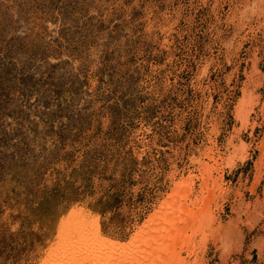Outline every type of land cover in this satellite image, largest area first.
<instances>
[{"label": "rangeland", "instance_id": "obj_1", "mask_svg": "<svg viewBox=\"0 0 264 264\" xmlns=\"http://www.w3.org/2000/svg\"><path fill=\"white\" fill-rule=\"evenodd\" d=\"M73 211L128 264H264V0H0V264Z\"/></svg>", "mask_w": 264, "mask_h": 264}, {"label": "bare ground", "instance_id": "obj_2", "mask_svg": "<svg viewBox=\"0 0 264 264\" xmlns=\"http://www.w3.org/2000/svg\"><path fill=\"white\" fill-rule=\"evenodd\" d=\"M209 154H207V155H209ZM190 185H192V184H190ZM179 189H181V187H179ZM187 200H189V199H187ZM182 202L184 203V199ZM192 203L193 202H191V205L194 206L195 204L194 203L192 204ZM188 205H186V206H188ZM159 219H160V217H159ZM154 221L150 222V224L147 227L148 230H149V228H152ZM174 224H175V222H174ZM163 231H165V229ZM144 232H149V231H146V229H145ZM101 234L102 233L100 232V229L98 228V226L95 228L91 224L89 215H85L84 212L82 213L79 211H73L71 213V216H70V219L68 220V222L62 223L58 227V234H57V238H56V240H58V241L55 242V246L58 245V249H60L58 254L54 255L49 261L46 262V264H125V261L127 263L128 257H130L133 254V253L132 254H129V253L133 252V250L136 246V243L133 245L132 249H127V250L121 251L117 247H112L111 243L108 242L106 239H103ZM141 237H142V235L138 237V241ZM138 241H137V243H138ZM146 242L148 243L149 241L146 239ZM142 243L143 242H141V244ZM142 245L144 247L146 246V244L145 245L142 244ZM144 250H146V249H144ZM136 254H137V252H136ZM133 257H136V256H133ZM129 259L131 260V258H129ZM142 259H144V261H145L149 258H148V256L147 257L144 256ZM138 263L139 262H137V264ZM129 264H131V263H129ZM132 264H134V263L132 262ZM144 264H146V263H144Z\"/></svg>", "mask_w": 264, "mask_h": 264}]
</instances>
